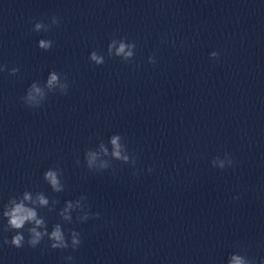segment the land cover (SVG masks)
<instances>
[{"label": "clouds", "instance_id": "9594fccd", "mask_svg": "<svg viewBox=\"0 0 264 264\" xmlns=\"http://www.w3.org/2000/svg\"><path fill=\"white\" fill-rule=\"evenodd\" d=\"M59 18L53 16L51 24H45L43 21L36 22L33 27V31H49L51 26H59ZM54 45V41L41 39L38 42V47L44 51L50 50ZM135 42H128L126 38L112 39L107 47L108 57H118L123 62H132L135 57ZM220 56L218 51L210 53V58L217 60ZM89 60L97 66L105 63V55L92 51L89 55ZM149 63L155 64V55L149 56ZM7 70V65H0V72ZM20 69L13 67L9 70V74L15 76ZM69 89V83L67 76H61L60 73L55 70L51 71L46 81L41 85L38 81L33 82L27 89L24 96L21 97L23 104L30 109H39L44 104L49 93H56L57 91L61 95H67ZM120 161L124 164H130L135 166L137 157L135 154L130 153L124 138L120 134H114L109 138L106 144L101 140L98 146L93 149L89 148L84 153V162L89 171L102 172L112 167V161ZM80 161L77 158L76 164L79 165ZM234 158L225 153L224 158L219 156L215 157L211 164L215 168L224 170L227 167L234 166ZM153 167L148 168V172L153 171ZM62 171L59 166L50 167L43 174L44 181L50 186L53 192L60 193L65 189V185L62 182ZM133 175H137L136 172ZM238 199V197H234ZM86 197L81 196L76 201H66L64 207L59 211V216L64 222H72V213L79 211L80 215L77 219L81 222L87 221L90 217L99 219L100 213H90L85 210V204L83 203ZM57 200H52L50 203L49 198L43 192L33 193L31 191H24L20 196L11 197L7 204L3 206V211L0 212V216L6 219L7 223L3 226V231H14L15 234L9 240L4 238V245H11L17 249L23 248L27 244L31 248L38 247L45 237L50 242L49 247L52 250H66L71 248L73 251L77 250L82 243L81 234L75 230H70L68 236L65 235V230L62 224L57 223L52 227V230H48L46 219L40 215L39 210L47 208L49 211L54 210ZM30 227H26L29 226ZM28 233V238L25 239L24 232ZM70 241V243H69ZM65 259L71 261L73 257L67 256ZM227 264H257L256 258L249 256L247 250L240 248L238 251L229 255ZM260 264H264V260L260 261Z\"/></svg>", "mask_w": 264, "mask_h": 264}]
</instances>
